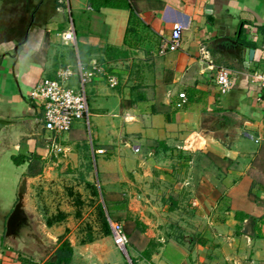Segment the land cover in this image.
Wrapping results in <instances>:
<instances>
[{"label":"crops","instance_id":"1","mask_svg":"<svg viewBox=\"0 0 264 264\" xmlns=\"http://www.w3.org/2000/svg\"><path fill=\"white\" fill-rule=\"evenodd\" d=\"M176 24L187 28L180 47L158 55ZM71 29L73 44L62 40ZM263 42L264 0H0V118L41 119L43 103L27 97L37 82L67 67L74 71L70 86L78 88V64L96 68L86 85L90 120L54 139L63 151L59 170L47 165L27 176L28 209L39 192L33 185L42 181L44 194L64 195L60 203L73 205L67 219L95 200L98 211L101 205L112 220L117 216L112 223L132 222L139 245L125 249L135 264H264V224L257 238L258 223L249 218L264 219V171L256 169L264 164V109L248 76ZM210 63L231 71L227 93L219 92ZM220 114L242 120L231 129ZM44 136L18 137L1 152L0 185L13 187L18 174L34 170L10 157L42 155ZM58 202L49 198L62 211ZM91 227V242L70 243L72 264L76 252L93 264H130L108 248L111 227L108 235ZM4 241L0 236V264L8 256ZM152 241L158 246L146 260Z\"/></svg>","mask_w":264,"mask_h":264},{"label":"rangeland","instance_id":"2","mask_svg":"<svg viewBox=\"0 0 264 264\" xmlns=\"http://www.w3.org/2000/svg\"><path fill=\"white\" fill-rule=\"evenodd\" d=\"M88 120H90V117H88ZM42 139L46 144V147L44 146V150L42 151V155L34 152L33 153L29 152L28 154L29 156H23L24 160L27 163H29V165L32 166L35 165L34 170L31 172L25 170V172H23L22 174H18V181L16 182V184L13 185V187L10 185V183L5 185H0V187L2 188L1 189L2 191L0 192V199L2 200L0 201V236L2 237L3 241H4L3 234H4L5 220L9 215V213L11 212L14 204L16 203L17 188L20 184L21 179L23 177L34 176L37 173H41L43 171V168L47 169L49 165L51 167H57L56 169L58 170L63 165V161H62L63 151L62 149L60 150V148L58 147L59 145L57 143V139L56 141L54 140V144H55L54 146L52 145L53 141L48 140V138H45V136ZM5 155L6 153L4 152L1 154L0 157H3ZM28 160H31V162H29ZM52 163H54L55 165H53ZM256 169L258 170V172H263L264 164H262L261 162L258 163ZM6 170H8L7 172L8 175L11 176H15L17 172L10 165L7 166ZM54 172L57 174L58 171L57 172L54 171ZM56 178L59 179V175H57ZM38 180H41V177ZM51 183H54V181H52ZM68 183L69 182L67 183L64 182V185H67ZM55 184H59V183H55ZM33 186L34 188H36L35 191L37 192L38 189L39 192L37 194L35 193L32 194V201L34 207L33 209H31V211L27 207V198H26V212L29 218V222L31 224L30 231L38 236L39 241H35L31 237H27L26 233L28 231L24 232V238L21 240H13L11 238L5 239L4 241L5 249L8 248V250H6L7 252L6 254L8 256L5 259L4 264H12L9 261L10 259H17L16 263L14 262L13 264H45L48 260L54 259L55 250L59 246V244L62 241H64V238H67L65 240H67L68 242L70 241L69 243L75 245L74 247L84 246L85 244L88 243V237L90 235V231L92 233L91 226L95 228H99V232H104V228L101 222V217L99 215V211L96 206L95 200H93V204L91 205L87 204L86 207L80 206L79 217L77 218L71 217L70 220L67 219L66 215L64 216V214L66 213L67 217L68 215L72 216V213L75 210L70 209L71 207H73V205L71 204L65 202L60 203L64 195H54V197L53 195H51V197H49L46 193L44 194L42 181H38V182L36 181ZM49 198L52 199V203H56V200L59 201L58 205L61 206L63 210L60 211V209L58 208L54 209V204L49 203ZM35 199L36 202H34ZM49 207H51L52 209H49ZM91 210L93 211L91 212ZM116 217L117 216H114L113 220L118 222L117 220L118 218L115 219ZM45 220L50 221V223L62 222V224L60 223L54 226L47 225L46 227L36 224L37 222H44ZM121 221H123V224L119 223V225L121 226L122 231L126 234L128 238L127 245L132 246L134 244L138 246L139 245L138 233L134 231V226H133L134 224L132 222H127L126 220H121ZM33 222H35V224H33ZM70 222L73 224L72 226L70 225L71 224ZM110 222L112 223L111 220ZM67 224L69 226H67ZM110 240H111L110 241L111 247H108L109 249L115 247L113 246L112 235L110 237ZM117 250L124 255L123 251L119 249ZM75 264H93V263L91 258L79 255L76 252Z\"/></svg>","mask_w":264,"mask_h":264},{"label":"built area","instance_id":"3","mask_svg":"<svg viewBox=\"0 0 264 264\" xmlns=\"http://www.w3.org/2000/svg\"><path fill=\"white\" fill-rule=\"evenodd\" d=\"M187 28L183 25L176 24L171 30L168 38L160 41L157 50L158 55H164L167 52L178 50L181 44V33ZM62 40L71 44L75 43V38L72 29L62 35ZM206 51H201L202 62H207ZM252 61V53L249 51L247 59ZM255 63L252 69L248 72L250 83L257 90V102L264 109V42L261 46V57L259 65ZM214 72L215 84L221 94H225L232 89L234 84L231 71L221 65L209 64ZM95 69L88 71L78 64L79 87L73 88L69 85V80L74 76V71L70 68H61L57 72L55 79H42L36 83L32 90L28 93V99L34 103H43L42 114V129L48 135V140L54 139L62 134H66L72 128L73 124L79 120H88L89 111L86 97V85L93 79ZM109 86L115 87L117 81L115 78L108 79ZM181 100L176 104V107L181 108L185 101V95L179 94ZM244 135L249 136L247 133ZM137 152V147H134ZM112 231L113 244L119 250H123L128 243L126 234L122 231L119 224L110 222Z\"/></svg>","mask_w":264,"mask_h":264},{"label":"water","instance_id":"4","mask_svg":"<svg viewBox=\"0 0 264 264\" xmlns=\"http://www.w3.org/2000/svg\"><path fill=\"white\" fill-rule=\"evenodd\" d=\"M216 41L232 42L228 38H218ZM220 117L225 120V127L231 129L238 127L239 122L242 120V118L236 114L229 116L220 114ZM41 124V119L37 118H0V155L6 148L11 147L14 139L18 137H29L32 139L39 137L43 133ZM27 183L28 178L23 177L17 188L16 203L5 220L4 239L11 238L13 240H21L24 238V232L28 231L26 233L27 237L39 241L38 236L30 231L31 224L26 212ZM122 251L127 261L131 264L126 249L124 248Z\"/></svg>","mask_w":264,"mask_h":264},{"label":"trees","instance_id":"5","mask_svg":"<svg viewBox=\"0 0 264 264\" xmlns=\"http://www.w3.org/2000/svg\"><path fill=\"white\" fill-rule=\"evenodd\" d=\"M109 4V3H108ZM13 165L15 166H20L24 164L25 160L22 156L20 155H12L10 157ZM125 202L123 201L122 205L124 206ZM118 208H116L117 210ZM107 210V215L104 212L103 207L100 205L99 207V215L101 217V222L104 228V233L106 235L109 234L110 231V224L108 219L110 218L111 221V215L110 211L108 208ZM242 217H246V215L242 214ZM241 217V218H242ZM248 217V216H247ZM252 221V223L257 222L258 225L253 224V229L256 232L257 238L261 236V226L264 224V219L262 216L255 218V217H249ZM136 225L139 226L140 228L144 229V226L141 223L136 222ZM4 237V236H3ZM2 239V237H1ZM92 240L88 238V242H91ZM158 246V244H155L152 242L148 243V247L143 251L142 257L146 260H149L151 253L155 250V248ZM72 259H73V248L70 245V243L67 240L62 241L59 246L56 248L55 253H54V259L48 260L45 264H72ZM131 264H135L134 260H131Z\"/></svg>","mask_w":264,"mask_h":264}]
</instances>
